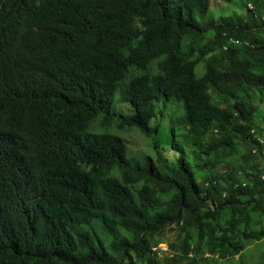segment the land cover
Returning <instances> with one entry per match:
<instances>
[{
  "label": "trees",
  "instance_id": "obj_1",
  "mask_svg": "<svg viewBox=\"0 0 264 264\" xmlns=\"http://www.w3.org/2000/svg\"><path fill=\"white\" fill-rule=\"evenodd\" d=\"M259 2L216 21L211 0H0V77L19 98L0 127V264H224L264 242ZM174 99V158L156 139L128 157L110 130L151 139Z\"/></svg>",
  "mask_w": 264,
  "mask_h": 264
},
{
  "label": "rangeland",
  "instance_id": "obj_2",
  "mask_svg": "<svg viewBox=\"0 0 264 264\" xmlns=\"http://www.w3.org/2000/svg\"><path fill=\"white\" fill-rule=\"evenodd\" d=\"M248 0H234L233 3L228 4L225 3L224 0H211V11L206 20H210L214 18L216 21H220L221 17H226L230 19H247V12L245 11L244 2ZM219 2V3H217ZM259 6L256 8V13H261L264 15V0H260ZM257 36L261 35L260 32L256 33ZM205 73L204 65H199L196 68L197 77L203 76ZM141 73L136 71L135 69H131L129 75L123 82V86H128L131 79L134 76H138ZM253 102L255 105L261 109V106L258 102L256 96H252ZM115 110L119 113H123L125 115L132 114V109L128 104H121L118 101V98L115 99ZM166 118L163 119L159 123V119H154L151 121V126L155 127L157 123H159V128L157 134H154L150 139L146 137L140 130L134 129H126L123 131L118 130L117 128L111 129L110 133L120 136L124 143L126 144L127 156L128 157H137L139 159H143L145 156H149V154L153 153V145L151 144V140L156 139L159 141L161 150H164L167 156L174 158L173 149L171 148L172 144H180L185 143V139L182 135H185L186 129L184 128L187 125V121L185 119V113L183 106L177 100L170 101L164 108ZM260 118L262 121L264 119V110H260L259 112ZM161 118V117H160ZM173 130L174 133H173ZM176 138V139H175ZM190 149V146L188 145ZM225 170L224 167H221V171ZM225 172V171H224ZM202 175V173H201ZM168 238H172L171 234H167ZM163 248H167V245H162ZM161 258V256H159ZM223 264V263H221ZM224 264H264V242L257 243L251 246L243 255L242 260L240 258L234 259L230 262H226Z\"/></svg>",
  "mask_w": 264,
  "mask_h": 264
},
{
  "label": "clouds",
  "instance_id": "obj_3",
  "mask_svg": "<svg viewBox=\"0 0 264 264\" xmlns=\"http://www.w3.org/2000/svg\"><path fill=\"white\" fill-rule=\"evenodd\" d=\"M8 23L9 22H2L4 26L7 25V27H9ZM10 27L16 28L22 32L26 28V23H10ZM20 56L21 54L18 55L15 59H13L10 62L9 66L12 67L13 71H15V74L16 72H20L23 78H25L26 80H30L32 76L36 73L32 69H30V65L27 63L28 61H30L29 57L22 58ZM8 80L9 78L0 77V127H3L8 122V111L12 108V106L17 105L13 103L19 100V98L17 100L10 99V95L13 92H11L9 85L4 84Z\"/></svg>",
  "mask_w": 264,
  "mask_h": 264
},
{
  "label": "built area",
  "instance_id": "obj_4",
  "mask_svg": "<svg viewBox=\"0 0 264 264\" xmlns=\"http://www.w3.org/2000/svg\"><path fill=\"white\" fill-rule=\"evenodd\" d=\"M230 43H233V44H235V45H240V41L239 40H235V39H231L230 40ZM224 49L225 50H227V46L226 47H224ZM252 135L253 136H258L259 138H260V136L258 135V134H256V132L255 131H253L252 132ZM260 140V142L261 143H263L264 142V140H262L261 138L259 139ZM245 187H246V185H245ZM155 253H157V254H161V253H168V248H163V246L162 245H160L157 249H154L153 250ZM159 256H161V255H159Z\"/></svg>",
  "mask_w": 264,
  "mask_h": 264
}]
</instances>
